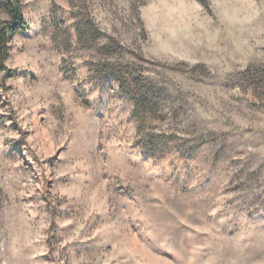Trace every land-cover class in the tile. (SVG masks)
Returning <instances> with one entry per match:
<instances>
[{
    "label": "rangeland",
    "instance_id": "1",
    "mask_svg": "<svg viewBox=\"0 0 264 264\" xmlns=\"http://www.w3.org/2000/svg\"><path fill=\"white\" fill-rule=\"evenodd\" d=\"M21 9L0 264H264V0Z\"/></svg>",
    "mask_w": 264,
    "mask_h": 264
},
{
    "label": "trees",
    "instance_id": "2",
    "mask_svg": "<svg viewBox=\"0 0 264 264\" xmlns=\"http://www.w3.org/2000/svg\"><path fill=\"white\" fill-rule=\"evenodd\" d=\"M0 5L8 12V18L0 27V71L7 51V43L11 36L26 29L27 23L21 9V0H0Z\"/></svg>",
    "mask_w": 264,
    "mask_h": 264
}]
</instances>
